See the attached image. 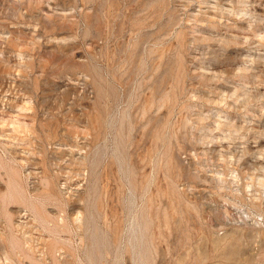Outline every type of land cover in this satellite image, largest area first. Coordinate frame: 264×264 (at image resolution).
Here are the masks:
<instances>
[{"label": "rangeland", "instance_id": "374dc122", "mask_svg": "<svg viewBox=\"0 0 264 264\" xmlns=\"http://www.w3.org/2000/svg\"><path fill=\"white\" fill-rule=\"evenodd\" d=\"M0 264H264V0H0Z\"/></svg>", "mask_w": 264, "mask_h": 264}]
</instances>
